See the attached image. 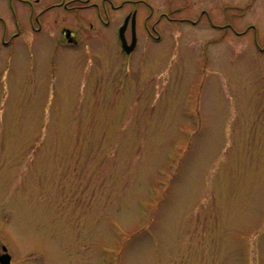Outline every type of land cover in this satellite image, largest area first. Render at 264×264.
<instances>
[{"label": "rangeland", "instance_id": "374dc122", "mask_svg": "<svg viewBox=\"0 0 264 264\" xmlns=\"http://www.w3.org/2000/svg\"><path fill=\"white\" fill-rule=\"evenodd\" d=\"M59 2L0 0L12 264H264V0Z\"/></svg>", "mask_w": 264, "mask_h": 264}, {"label": "flooded vegetation", "instance_id": "af4514ba", "mask_svg": "<svg viewBox=\"0 0 264 264\" xmlns=\"http://www.w3.org/2000/svg\"><path fill=\"white\" fill-rule=\"evenodd\" d=\"M62 1L63 0H60V2L58 3V4H56V5H60L61 3H62ZM86 2L88 1V0H85ZM101 2H102V5H104L105 4V2H106V0H101ZM67 4V3H66ZM66 4H64L63 5V7L64 8H66V9H75V8H78V7H81V6H75V7H67L66 6ZM123 5V4H122ZM121 5V6H122ZM86 6H88V5H86ZM86 6H84V7H86ZM93 6L94 7H96L97 9H99V7H98V5L97 4H93ZM111 7H113L114 8V6H112V4H111ZM136 11L134 10L133 12H130V13H127L126 15H125V17H124V19L126 18V17H128L129 18V22H128V26H127V29H128V31H129V40L128 41H130V39H131V26H130V23H131V19H132V16H133V14L135 13ZM151 13H152V10H150V13H149V15H151ZM149 15H147L146 16V19H145V21H144V25H145V27H146V29H147V33H148V35L151 37V38H153V39H159V35H157V36H155L154 35V32H155V27H153V25L152 26H150V27H148V25H147V19H148V16ZM165 16L167 19H170L166 14H164V13H161L159 16L160 17H162V16ZM36 20L38 19V18H35ZM189 22L192 24V23H195L196 21H191V20H189ZM106 23H108V22H105V24ZM135 24H136V14H135ZM226 26L227 25H223V26H218V28H221V27H223L224 29L226 28ZM217 27V26H216ZM31 28L33 29V30H38V29H40L39 27L38 28H35L34 26H33V24L31 25ZM135 29H136V25H135ZM127 31V30H126ZM71 35H72V37L74 38V41L75 42H73V43H67L68 45H77V42H76V40H77V37L75 36V33L74 32H72L71 33ZM136 38H137V43H138V36H137V31H136Z\"/></svg>", "mask_w": 264, "mask_h": 264}, {"label": "water", "instance_id": "95a60500", "mask_svg": "<svg viewBox=\"0 0 264 264\" xmlns=\"http://www.w3.org/2000/svg\"><path fill=\"white\" fill-rule=\"evenodd\" d=\"M128 18L125 19L123 25L119 28V38L121 41V46L122 49L126 52L129 53L130 51L133 50L135 46V34H134V16L132 18V41L130 45H127V42L124 38V31L127 25ZM65 32V37L67 38L68 42H72V39L70 38V31L69 30H64ZM3 253L0 254V264H10V255L7 253L6 248L4 246L1 247Z\"/></svg>", "mask_w": 264, "mask_h": 264}]
</instances>
